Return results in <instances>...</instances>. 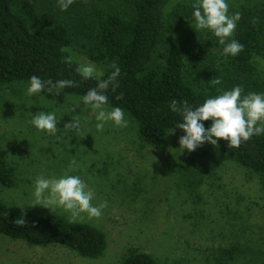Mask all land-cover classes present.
Wrapping results in <instances>:
<instances>
[{
  "label": "rangeland",
  "instance_id": "374dc122",
  "mask_svg": "<svg viewBox=\"0 0 264 264\" xmlns=\"http://www.w3.org/2000/svg\"><path fill=\"white\" fill-rule=\"evenodd\" d=\"M193 2L173 0L168 6L151 68L163 67V55L169 51L205 47L201 62L187 70L193 84L204 85L208 75H215L223 91L239 85L244 94L264 93V56H254L258 72L250 81L226 68L218 38L195 28ZM227 3L230 14L241 13L235 33L250 24L264 26V0ZM135 5V0H74L61 11L58 0L12 2L32 29L59 24L70 28L73 42L66 50L79 66L94 64L96 77L103 76L110 64L93 60L85 51L96 28L93 10L103 7L133 19ZM28 86L26 81L0 85V163L3 158L16 170L13 187L0 183V201L37 216L70 220L62 208L53 212L32 206L33 191L37 176L59 177L75 159L78 167L70 174L79 175L95 191L94 204L108 201L100 219L83 213L75 222L101 229L107 245L92 259L60 244L32 245L0 234V264H122L131 249L151 255L156 264H264V177L210 143L192 152L179 148L183 130L170 131L157 146L148 145L126 111L128 127L108 122L97 131L96 113L83 107L82 96L54 91L50 97L46 88L28 96ZM38 111L56 113L60 119L56 135L29 123V112ZM74 115H80V129L65 131L64 124Z\"/></svg>",
  "mask_w": 264,
  "mask_h": 264
},
{
  "label": "trees",
  "instance_id": "16d2710c",
  "mask_svg": "<svg viewBox=\"0 0 264 264\" xmlns=\"http://www.w3.org/2000/svg\"><path fill=\"white\" fill-rule=\"evenodd\" d=\"M13 1L0 0V85L15 81L29 83L34 75L53 83L70 79L75 86L59 92L83 96L97 86L98 80L107 79L114 71L110 67L101 77L84 79L76 71L79 65L72 59L68 62L71 56L66 49L73 42L70 28L59 24L32 29L29 20L13 10ZM135 1L133 19L107 8L94 9L95 33L92 44L85 47V51L93 60L107 61L110 66L115 63L121 69L117 78L119 87L115 91L110 87L106 92L108 106L128 112L139 125L141 139L148 145L157 146L182 122V116L171 111V101H187L195 108L223 90L221 83L214 82L215 75H208L205 84L199 86L188 79L187 70L201 62L205 47L169 51L163 55V67L151 68L166 27V11L173 0ZM244 28L232 37L244 46V50L236 56L223 53L220 59L226 68L250 81L258 72L254 56H264V26L256 23ZM54 91L57 90L53 89L48 95L51 97ZM203 123L205 128L211 126V120ZM217 147L252 173L264 177V134L253 136L239 148L229 147L225 140H220ZM15 171L2 158L0 183L13 187ZM18 218L25 219L24 226L14 224ZM0 234L32 245L60 244L92 259L101 256L107 245L106 234L90 224L70 222L60 215L37 216L2 201ZM122 264H156V260L139 249H131Z\"/></svg>",
  "mask_w": 264,
  "mask_h": 264
},
{
  "label": "clouds",
  "instance_id": "9594fccd",
  "mask_svg": "<svg viewBox=\"0 0 264 264\" xmlns=\"http://www.w3.org/2000/svg\"><path fill=\"white\" fill-rule=\"evenodd\" d=\"M74 0H58V7L66 11ZM193 17L197 30L211 31L218 38V43L223 47L225 56H236L244 50V46L233 39L237 23L241 19V13H229L227 0H194ZM71 57L68 58V62ZM114 71L107 79L98 80L95 88L89 89L81 97V104L85 109H92L95 115V128L103 131L105 124L114 123L116 126L126 128L129 120L125 118V112L120 107L108 106L107 90L111 87L113 91L119 87L117 78L121 69L113 63L110 66ZM76 71L84 79H92L98 75L97 69L91 62L81 64ZM216 84L221 80L216 79ZM75 86L73 80L63 79L55 83L51 80H41L32 76L27 87L26 94L32 96L41 93L47 87L51 93L53 89L59 90L65 87ZM79 107L76 105L72 108ZM171 111L182 116V122L175 127L183 130L184 135L179 138V148L188 152L195 151L205 142L218 146L220 140L228 142V146L239 148L242 143L247 142L253 136L264 134V93L249 92L244 94L242 86H235L230 90L222 91L213 98L206 99L201 105L193 108L187 101L178 103L171 101ZM31 123L37 130L44 131L50 136L56 135L59 128V120L56 113L38 111L35 114L29 112ZM211 120V126L205 128L204 121ZM81 127L80 115H74L71 121L64 124L65 131H78ZM175 129L172 133H174ZM171 133V134H172ZM78 167L75 159L70 161L69 168L59 177L45 178L37 176L34 181L33 196L35 203L54 212L56 208H62L70 213V222L82 218L86 213L89 219H100L103 210L108 207V201L103 200L97 204L95 191L79 176L70 174ZM14 224L24 226V218L15 219Z\"/></svg>",
  "mask_w": 264,
  "mask_h": 264
}]
</instances>
